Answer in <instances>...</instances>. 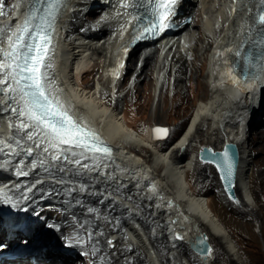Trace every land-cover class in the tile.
Instances as JSON below:
<instances>
[{
    "label": "bare ground",
    "instance_id": "bare-ground-1",
    "mask_svg": "<svg viewBox=\"0 0 264 264\" xmlns=\"http://www.w3.org/2000/svg\"><path fill=\"white\" fill-rule=\"evenodd\" d=\"M233 1L180 0L173 17L174 31L141 43L151 46L142 63L140 55L134 66L131 62L139 45L129 54L127 84H132L126 85L121 95V78H112L110 73L122 58L121 49L143 24L142 13L152 9L154 0H66L47 62L50 67L45 71L49 86L71 114L100 131L117 151L110 157L86 153L84 158L72 154L79 153V148L50 145L40 130L19 127L22 119L26 122L18 114L22 107L19 98L12 99L0 85V176L14 181L16 169L26 173L25 180L31 172L30 178L36 179L33 183H38L35 190L28 184L30 189L23 194L18 190L13 198H0V264H214L216 248L204 255L192 246L204 232L220 241L231 263L245 264L230 229L210 199L189 180L199 166L216 168L199 157L205 145L221 149L226 140L236 142L240 148L238 199L229 197L223 187V204L243 208L237 218L230 219L243 235L253 241L260 234L264 237V213L256 211L258 191L264 190V129L252 126L263 123L258 116L264 111V92L260 95L244 84H235L222 72L226 61L236 58V50L231 57L229 49L253 39L251 0H241L236 13ZM3 2L0 0L1 5ZM30 2L5 3L0 10V38L6 40L18 26L20 16H14L15 7L26 12ZM187 16L190 20L184 23ZM209 42L212 49L202 58ZM169 56L179 63L177 69L167 71L177 82L174 87L179 97L173 103L189 108L196 95L208 92V96L197 101L175 138L171 140L169 133L166 138L154 139L153 126L139 130L120 105L124 98L136 101L138 110L155 108L161 115L166 84L160 79ZM95 71L98 74L93 80L90 75ZM113 89L117 92L114 104L107 96ZM157 90L159 98L154 105ZM28 132L33 133V139H28ZM202 134L208 142L186 155L193 139ZM212 135L215 140L222 139L220 147L210 140ZM3 192L0 186V195ZM45 202L49 205H43ZM11 204L22 214L15 215ZM40 216L69 250L36 238L41 224L33 217ZM94 230L99 231L97 235ZM177 232L183 237H177ZM21 236L27 245H17Z\"/></svg>",
    "mask_w": 264,
    "mask_h": 264
},
{
    "label": "snow or ice",
    "instance_id": "snow-or-ice-1",
    "mask_svg": "<svg viewBox=\"0 0 264 264\" xmlns=\"http://www.w3.org/2000/svg\"><path fill=\"white\" fill-rule=\"evenodd\" d=\"M63 3L64 0H31L23 24L11 32L6 40L0 38V85L5 86L2 90L12 99L19 98L22 107L18 114L26 118V122L21 120L20 128L40 130L50 145L67 144L81 149L79 153L73 152L74 156L87 158L86 153L108 155L110 148L104 146L99 135L75 120L49 90V80L43 70L50 67L46 62L48 45ZM149 3H153V0H149ZM259 3L264 5V0H259ZM177 5L178 0H154L151 9L154 19L145 26L144 33H162L172 27ZM256 24L261 26L257 35L260 37L259 44L264 46V9H258L251 27ZM5 44L6 47L3 46ZM260 59L264 60V53H261ZM246 60L249 67H259L252 63L250 54ZM155 131L167 134V129L157 128ZM27 135L29 140L33 139V133L28 132ZM216 155L213 153V156ZM222 157L223 165L217 166H223L227 175L231 176L234 172L233 157L227 150ZM75 163L79 164V159Z\"/></svg>",
    "mask_w": 264,
    "mask_h": 264
},
{
    "label": "rangeland",
    "instance_id": "rangeland-1",
    "mask_svg": "<svg viewBox=\"0 0 264 264\" xmlns=\"http://www.w3.org/2000/svg\"><path fill=\"white\" fill-rule=\"evenodd\" d=\"M10 1V0H9ZM9 1H4L3 4H0V10L5 6V3L8 4ZM198 6V2H197ZM77 18L74 17L73 21H76ZM214 40V39H213ZM213 43L209 42V47L207 48V51H205L202 54V58L206 56V54L209 52L210 49H212ZM141 48H138L137 51L134 53L133 57L131 58V62L133 63L134 66V61L138 58V55L140 53ZM99 56V55H96ZM95 58L92 60L94 61ZM166 62L168 63L166 65L165 70L163 71V77H161L160 82H165V89H164V94L163 97L161 98V103L163 106H161L162 109V114L158 115L156 114L155 108H146L144 110H138L135 106V102H128L126 99H122L123 102H121V108L120 110L125 112L129 118L132 119V121L135 123L137 128L141 131H144L145 128H147L149 125H156V124H161V125H167L170 129V137L171 140L175 138L185 125L186 121L188 120L194 105L197 103V101L201 99H205L208 96V92L204 94L205 96L202 95H196L193 97V104L189 108H184V105H175L173 101L179 97L176 93V88L174 87V84H177V82H174V78L171 77L169 78L167 75V71L169 68H174L177 69L179 66V63L176 61L174 62L171 58V56L165 58ZM175 63V64H174ZM174 64V65H173ZM133 66L131 69H133ZM170 66V67H169ZM130 69V70H131ZM98 72H93V74L90 75L91 79H95L97 76ZM130 74V73H129ZM127 77H124V79H120V84H121V95H124L125 91L127 88H129L132 84L128 83V73L126 75ZM162 76V75H161ZM132 79L133 76L131 75ZM140 84L142 85V88L144 87V82L141 81ZM162 84V83H161ZM126 85L127 88H124ZM115 87V86H114ZM188 89H190L188 87ZM113 89L109 94L107 95L109 98L110 103H115L116 102V95L117 92L114 91ZM175 91V92H174ZM132 93L133 95H136V91L132 88ZM158 90H157V95L155 96L154 99V105L158 101ZM158 97V98H157ZM124 104V105H123ZM259 118L263 119V123H257L255 125H252L253 128H263L264 129V111H261L259 113ZM207 127V125H205ZM248 128V127H247ZM257 128V129H258ZM205 134H202V137L198 138L195 137L191 144L189 145V148L187 150V154L191 153L192 151H198L201 149V144L208 142V137H206ZM210 138V137H209ZM217 137L216 135H212L210 140L212 139L213 144L217 146L222 145V139L215 140ZM170 141H168L169 143ZM198 142V143H197ZM260 153L255 155V158L260 157ZM250 171V170H249ZM189 180L190 182L194 185V187L198 188L200 193H203L207 198L210 199L212 207L215 209V211L219 214V216L223 219V221L226 223L228 228L230 229L234 241L239 247L240 250V256L243 259L245 264H264V237L260 234V237L257 241H253L248 239L245 235H243L239 229L234 227L230 221L232 218H237L238 210H243V208L236 206V205H225L223 204V199H222V192H223V184L221 182L219 173L217 171V168H215L213 165H202L199 166L197 169L196 173L189 175ZM257 208L256 211L260 214L264 213V190L260 189L258 191V197H257ZM43 205H49V202L43 203ZM11 211L18 216V214H22V212L19 213V209H17L15 206L11 204ZM238 208V209H237ZM1 218V217H0ZM35 218V222L41 224V226H38L36 230V238L39 241H49L53 246L63 249V250H69L71 247L68 246L64 241H62V238L60 236H57L56 233H54V229H49V225L47 224L44 218L40 217H33ZM254 222L259 223L258 218L254 219ZM255 229H258L257 226H253ZM149 231L154 232L155 230L149 229ZM99 231L94 230L93 233L96 235L98 234ZM257 232V231H256ZM259 233V232H257ZM23 236H21V239L17 241V245H27V243L22 242ZM106 240V239H105ZM126 238L123 239V243H125ZM210 240H212L214 245L213 247L216 248V260L214 261V264H234L231 263V260L227 258L228 255H226V251L223 249L222 244L220 241L216 238L213 237ZM3 243V240L0 241V244ZM121 243V245H123ZM77 253L79 257L85 259V255L81 250H77ZM134 254H137V250L134 251ZM171 254V253H169Z\"/></svg>",
    "mask_w": 264,
    "mask_h": 264
},
{
    "label": "water",
    "instance_id": "water-1",
    "mask_svg": "<svg viewBox=\"0 0 264 264\" xmlns=\"http://www.w3.org/2000/svg\"><path fill=\"white\" fill-rule=\"evenodd\" d=\"M157 128L167 129V134L164 133H157L155 130ZM170 133V129L167 125H161L156 124L152 127V137L154 139H160V138H166ZM227 150L233 157L234 160V172L231 176L227 175L226 169L221 166L218 167V164L223 165V157L222 153ZM213 153H216V156H213ZM199 157L202 161L213 163L217 171L219 173L221 182L223 184V187L229 197H231L233 200H237V191H236V185H237V177H238V169L240 164V148L239 145L236 142H230L226 140L225 145L221 149H216L213 146H204L199 153ZM177 237L182 238L183 234L180 232H177ZM193 248L204 255L210 254L214 247L212 245V242L210 240V235L207 232H204L202 234H199L197 236V239L195 241H192Z\"/></svg>",
    "mask_w": 264,
    "mask_h": 264
}]
</instances>
